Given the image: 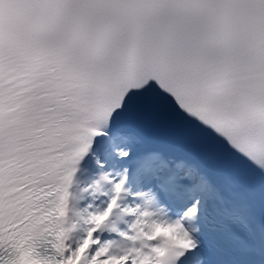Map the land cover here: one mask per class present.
<instances>
[{
  "label": "snow or ice",
  "instance_id": "1",
  "mask_svg": "<svg viewBox=\"0 0 264 264\" xmlns=\"http://www.w3.org/2000/svg\"><path fill=\"white\" fill-rule=\"evenodd\" d=\"M0 264H264V0H0Z\"/></svg>",
  "mask_w": 264,
  "mask_h": 264
}]
</instances>
